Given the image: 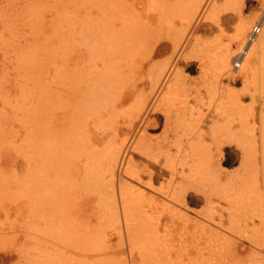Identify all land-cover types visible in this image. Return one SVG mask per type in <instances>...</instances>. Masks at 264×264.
Listing matches in <instances>:
<instances>
[{"label": "rangeland", "instance_id": "rangeland-1", "mask_svg": "<svg viewBox=\"0 0 264 264\" xmlns=\"http://www.w3.org/2000/svg\"><path fill=\"white\" fill-rule=\"evenodd\" d=\"M144 1L146 4L144 6L139 4L136 7V13H134V10L127 5L122 7L121 4H103V1L99 0H0V8L2 7V11L0 10V30H2V33H4V30L6 32L5 35L2 34L0 36V128H6L9 131L4 136L7 143L4 145V150L9 152V156L0 164V168H3L5 173L2 174L0 172V175L2 177L7 175V177H10L11 174L14 175V171L16 170V175L19 179L21 177L22 180L29 164L22 158V155L15 153L13 146L18 147L17 145L21 144V138L24 137L22 128H26V126L23 125L25 119L22 116L26 113L25 107L33 101H38V99L41 102L45 100L42 96L36 99L35 95L43 79L32 76H29V79L22 77L27 67L24 66V63L19 64L16 62L17 55L24 46V39L26 37L32 41L33 38L35 39L34 45L30 49L33 51L39 48L40 56L37 57V60L41 61L43 67H48L45 70L41 69L40 74L44 77L45 73L51 74L50 80L52 81V77H55V74L62 69L63 59L66 58V55L75 54L78 56L84 50L81 38L80 43L77 33L79 27L83 26H79L82 20H87L86 23L95 22L100 18L112 20L111 14L115 10L120 11L125 19H138L135 23H138L142 34L139 41L134 44V49L129 50L131 45L128 47L119 46L114 48L113 51L112 49L109 51L107 49L106 56H108L107 60L110 61L115 71L122 73V82L125 85L139 83V93L131 97V99L118 107L114 112L108 113L110 118L104 128H89L90 134L95 130L96 133L98 132L97 130L108 133V137L99 142L96 140V136L92 135L91 138L93 145L91 149L93 148L94 150L95 160L100 163L102 168L106 169L110 164L112 165V157L117 148L125 145L128 147L122 166L120 165L116 169L115 177L117 180L114 177L113 183L108 184L106 187H101L112 200L111 206H118V214H112L116 213L115 211H112V213L110 211L103 212L101 218L103 223L101 224L98 221V214L95 217V212L98 210L97 201L99 198L97 194L90 195L87 192L88 190H85V188H88V183H86L88 180L84 173V146L88 147L89 143L87 141L81 143L77 154L73 155L75 156L73 160L78 159L80 161H78V164L73 163L71 171L65 178L66 187L71 190H78L77 192L80 196L79 203L81 202L78 207L82 211L79 216V220L82 221L81 224L87 222L89 219V223H92L96 227L95 229L98 228L97 232L100 230L99 239L103 237V239L108 241L106 244L109 245L107 247H109L110 250H108L111 252L109 257L114 256L116 259L119 258L117 262L120 264H139L142 256L147 253L145 242H136L135 237L131 240L132 236H127V233L123 232L124 228L122 225L120 226V224H124V219L121 215V196L124 197L126 202V212L133 215V223H156L157 218L163 212V216L159 219V223L162 224V232L165 226L171 224L169 222V213L163 211V209L172 208L183 216H186L185 213H187L189 219H193L194 221H202L200 213L205 212L207 209L206 201L202 194L205 189V182L200 179L196 183L190 170L178 159L177 156L179 154L183 158L182 152H179L178 148L179 145L182 147L188 143H195L197 135L198 140L200 139L203 145L214 147L219 129L222 128L219 112L222 108L223 97L228 93L227 90L230 89L242 94L247 81L245 82L244 76L239 71H236V74L230 71L229 75H232L231 78L224 77L220 72L213 74L206 67H203L205 65L195 55L198 52H204L210 57H219L220 61L235 65V69L244 65L253 71L261 65L258 64L260 63V58L258 59L254 53L262 49L261 42L264 41V28H262L254 43L251 44L252 47H249L244 56L238 57L237 54L245 44L247 34L252 31L255 24L259 21L261 13H264V0H237L235 3H229L230 7L225 4V0H214L211 5L202 4L201 7L203 9L200 15H198V12L192 14V8L195 5L190 4L189 0H162L165 11L159 10L156 5H153L152 1ZM5 6L6 10H4L6 12L3 10ZM150 7L154 11H151ZM188 13L191 15L190 20L185 17ZM27 17H30L33 21L31 24L32 29L27 27ZM113 17L115 20L117 19L116 22L119 21L118 13H114ZM58 18H69L71 22L78 23L77 30L67 32L69 29L67 28V25H69L67 23H64L62 28L56 26ZM165 19H168V21L166 22ZM5 20L11 21L13 27H17V29H13L10 25V31L9 26H5L3 22ZM13 30L17 32L15 33ZM55 30H58L57 37L54 39L53 46L49 49L46 39ZM62 31L65 33H62ZM9 33H15L19 40L15 39V37H12L14 43L11 41L12 39L10 41L7 40ZM16 41H19L18 44ZM98 59L99 57H97ZM140 60L145 64V69L142 73L134 69ZM69 62L71 64L70 68H73L74 64L71 63V60ZM222 63L223 66H227L224 62ZM261 63H264V60ZM150 66H154V69L160 72L161 76L158 81V87L154 90L156 94L148 100L152 87L155 85L153 77L150 76L151 74L148 75L147 68ZM85 67L88 70V65H85ZM251 77H254V74ZM254 78L252 81L249 80L247 84L248 91L250 90L247 94L248 96H243L241 100L242 109L244 108L247 112L250 111L251 113L250 115L249 112L246 113L243 109L244 113H246V118H248V128H257V126L260 128V111L262 104H264V70H259V73ZM56 81H63V79L60 77ZM23 84L26 86H23ZM35 84L36 86H34ZM171 84H175L176 86V94L174 96L166 94L168 86ZM57 86L61 91L68 90L63 84H57ZM20 87L27 90L23 96L21 95L22 98L19 97ZM141 90L144 91V95L141 94ZM28 93L30 95L25 96ZM23 97L27 99L23 100ZM63 99L67 100L68 97ZM142 100L145 102L143 113L140 111ZM67 102V104L63 105L62 110L58 109L59 106H54V109L59 110V112L55 113L56 116H61L64 113H67V118L70 116L69 110L72 105L71 101ZM36 104L37 102L34 105ZM152 109L165 111L168 115L165 117L164 112H153ZM43 112H45L44 109ZM40 113L42 114L41 111ZM139 113H142L140 117L141 121L146 119L145 122L143 125L138 123L137 128H133V131H130L129 135L126 134L127 129L122 126L123 122L128 121ZM145 114L148 116L145 117ZM105 117H107V113ZM196 118L197 120H195ZM114 120H117L118 124H121L119 129L121 128L122 132L120 130L117 134L113 132ZM66 122L68 120H64L62 125L66 124ZM139 125L141 126L139 127ZM195 132H197V135ZM256 137L258 143H260V137ZM132 146L139 147V152L132 151ZM225 155L230 163H224L225 168L223 170H226L225 172L228 173L237 171L241 165V151L236 149L235 146H230L226 148ZM12 158L14 160H11ZM232 161L233 163L231 164ZM126 168L129 171L135 170L141 172L143 184L140 185L127 177L125 173L123 174ZM38 169L43 172V169L37 168V171ZM109 178L107 177L105 181H108ZM15 179L13 178V182L12 180L7 181L8 179H5L9 183L6 186L8 190L2 191L0 189V198H2L0 199L2 202H0V237L3 238L5 235L4 241L2 240L0 243V264H35L36 255H39L42 251L37 248L49 246L52 252L53 249L60 248V246L54 247L55 245L52 246L50 242V245L45 244V237L48 238L44 233L42 234V228L45 226V216L41 218L42 212H32L30 208L31 204L29 202L34 199L37 206L41 207L43 205L41 208L45 212V192H39L42 188L41 179L35 178L33 183L36 186L27 185L28 188H25L27 191L25 192L24 189L22 192L20 191L21 193L19 189L17 190L18 186H20V181ZM150 179L152 188H148L144 184ZM118 181H127L134 188H137L134 193L133 203H131L130 193L119 194ZM92 186L93 190L97 187L100 189V185L97 183L92 184ZM192 186L196 187L197 190L193 189ZM36 187L38 190H36ZM14 190L18 192L16 193ZM32 190L35 196L32 194ZM138 191H143L144 195H137ZM36 192L38 193L36 194ZM20 194H23L25 197ZM183 194H186V205L179 204V196L181 198ZM30 196L34 197L30 198ZM41 196L43 197L41 198ZM39 198H41V201ZM21 200H23L22 204ZM214 201L222 207L226 205L216 198ZM105 202L103 201L102 204ZM102 209H104V206ZM28 213H34L35 215L32 214L30 216ZM188 217L186 216L187 220ZM120 227L121 230L123 229L122 231H119ZM118 232H122L123 237L119 236ZM171 235L173 240H178V235L173 233ZM116 239L118 240L116 241ZM175 241L174 245H177L178 243L176 244ZM69 243L70 247L67 250L70 249L71 251L72 248L76 253H80L81 246L78 249L79 243L75 240ZM74 244L77 245V248ZM123 244L125 245L123 246ZM128 248L130 250L131 248H135L131 250L134 253H131ZM61 249L64 248L61 247ZM37 250L40 252L38 253ZM139 250L142 251L139 252ZM8 253H10L9 258L5 256ZM69 254L68 252L65 255L63 254L64 257L62 256V258L72 257ZM75 257L81 259L80 256ZM110 262H113V264L117 263L115 260L107 261L108 264ZM100 263L105 264L106 262H95V264Z\"/></svg>", "mask_w": 264, "mask_h": 264}, {"label": "bare ground", "instance_id": "bare-ground-1", "mask_svg": "<svg viewBox=\"0 0 264 264\" xmlns=\"http://www.w3.org/2000/svg\"><path fill=\"white\" fill-rule=\"evenodd\" d=\"M99 1H103V4H121L122 7L127 5L134 10V13H136V7H138L139 4H142V6L146 4L144 0ZM147 1H152L153 5H156L159 10L165 11L162 0ZM189 1L190 4L195 5L192 8V14L198 12V15H200L203 9L201 7L203 3L211 5L214 2V0ZM235 1L237 0H225L224 2L228 5L231 2L235 3ZM1 9L2 7L0 10ZM4 9L6 10V6L3 10ZM151 9V11H154L153 8ZM169 10H171V8H169ZM4 11L3 13L6 12ZM87 13H89V11H87ZM114 13H118V22H116L117 19L115 20L113 17ZM113 14H111L112 20L108 18H100L95 22L86 23L87 20H82L80 22L79 26H83L79 27L77 33L79 36V42L81 38L84 50H82V54H79L78 56L75 54L66 55V58L63 59L64 63L62 69L55 74V77H52V81L50 80L51 74L48 75V73H45V77L40 74L41 69L45 70L48 67H43L41 61L37 60V57L40 56L39 48H36L33 51L30 49L34 45V38L32 41L30 38L26 37L24 39V46L17 55L16 62L19 64L24 63V66L27 67V70L25 69L26 71L22 77L28 78L29 76H32L43 79L44 83L42 82V84L37 88L39 90H37L35 95L36 99L39 96H42L45 100L41 102L40 99H38V101H33L25 107L26 113L22 116V118L25 119L23 125L26 126V128H22L24 131V137L21 138V144H18V147L13 146L15 153L22 155V158H24L26 163L29 164L26 169L27 172L25 170L26 174L24 179L22 180L21 177L19 179L16 175V170L14 169V175L11 174L12 177H7L8 175L2 177L0 175V189L2 191L5 189L8 190V187L6 186L9 183L6 182L5 179H8L7 181L12 180V182L14 181L13 178H16L17 181L19 180L20 186L17 188V190L19 189V192L28 188L27 185H35L33 183L35 178L41 179L42 188L39 192H45V212H43L41 208L43 205L41 207H39V205L37 206L34 199L29 202L31 204L30 208L32 212H42V216L40 215L41 218H44L45 216V226L42 228V234L44 233L45 236H48V238L45 237V244L47 245L50 242L52 246L55 245L54 247H56L58 245L60 248L53 249L52 252L49 246L37 248L42 251L40 252L37 250V252L40 253L35 257V264H95L97 261L106 262L105 264H108L107 261H119V258L116 259L114 256L109 257L111 252L109 251V247H107L109 245L106 244L108 241L103 239V237L102 239H99L101 232L100 230L97 232L98 228L95 229L96 227H94L92 223H89V219L87 222L81 224L82 221L79 220V216L82 211H80L78 207L81 203H79L80 196L78 195V190H71L65 185V178L71 171L73 163L78 164V161H80L78 159L73 160V157H75L73 155L77 154L79 145L87 141L89 143L88 147L84 146V173L86 179L88 180L86 181V183H88V188H85V190H88L87 192L90 193V195L97 194L99 198L97 201L98 210L95 212V217H97L96 214H98L99 220H97L99 221V224H101L103 223L101 221L103 212L110 211L112 213V211H115L116 213L112 214H118V206H111L112 200L106 195L101 187H106L108 184L114 182L116 169L120 165L122 166L128 147L125 145L117 148L112 157V165L110 164L106 169L102 168L100 163L95 160V153H93L94 150L93 148L91 149L93 146L91 138L92 135H94L97 137L96 140L99 142L105 140L108 137V133L101 130H97L98 132L96 133L95 130L92 134H90L89 128H104L110 118L108 113L112 111L114 112L118 107L131 99V97L139 93V83L125 85L122 82V73L115 71V69L111 66L110 61L107 60L108 56H106V52L107 49L108 51L111 49L113 51L116 47H128L130 45L129 50H133L135 46L134 44L139 41L142 32L140 31L138 23H135L138 19H125L123 14H121L118 10H115ZM185 17L190 20V13H188ZM165 21L167 22L168 19H165ZM3 22L5 26L8 25L9 28L11 26L13 27V23H11V21L5 20ZM27 23V27L32 29L31 24L33 21L30 17H27ZM64 23L69 24L67 25V28H69L67 32L77 30L78 23L75 24L71 22L69 18H58L56 26L62 28ZM258 23L261 26L260 30L264 28V13H261ZM13 29H17V27H13ZM9 30L11 31V28ZM5 33V30L4 33L0 30V36L2 34L5 35ZM12 33L8 34L9 38H7V40L10 41L12 37L17 39L15 33ZM57 33L58 30H55L47 37L46 41H48L49 49L53 46ZM62 33L65 32L62 31ZM248 35L249 33L247 36ZM13 40L14 39L11 41ZM17 40H19V38ZM18 42L16 41L17 44ZM261 46L262 49L253 53L258 59L260 58V63L258 64H261L262 66L260 65L253 71L249 70L244 65L235 69V65L227 64L222 60L220 61L218 59L219 57H210L204 52H198L195 57L205 65L203 67H206L207 70H210L213 74L220 72L224 77L231 78L232 75H229L230 71H233L234 74H236V71H239L241 75L244 76L245 82L247 81L246 83L248 84L249 80L252 81L256 74L259 73V70H264V63H261V61L264 60V41L261 42ZM250 47L252 46L250 45ZM24 48L26 49L23 50ZM97 57H99L98 60ZM70 60L71 63L74 64L73 68H70ZM222 62H224L227 66H223ZM85 65H88V70H86ZM144 67L145 64H143L140 60L139 63L135 65L134 69L142 73L145 69ZM147 70L148 75L151 74L150 76H152L155 81V85L152 87L149 94V100L156 94V91L154 90L158 87V81L161 73L157 72L154 69V66H150ZM253 74L254 77H251ZM60 77L63 81L57 82L56 80ZM36 84L34 86H36ZM57 84L65 85L68 90L61 91ZM247 84H245L242 94L230 89L227 90L228 93H226L223 97L222 108L219 112L222 128L219 129L214 147L210 145L206 147V145H203L201 140H198L197 132H195L197 135L195 143H188L182 147L179 145L178 148L179 152H182L183 156L182 158L178 153V159H180L190 170L196 183L198 182L197 180L200 179L205 182V189L202 194L206 201L207 209L205 212L200 213L203 219L202 221L191 220L189 219L187 213H185L188 217L187 220L186 216L181 215L172 208H168L166 210L163 209V211L169 213V222H171V224L165 226L162 232V224L159 223V219L163 216V212H161L157 218L156 223H133V215L126 212V202L124 197L121 196V215L123 216L124 224H120V226L122 225L124 228L123 232L127 233V236H132V238H130L131 240L135 237L136 242L144 241L147 249L146 255L142 256L139 264H264V104H262L260 111V128H258V126L257 128H248V118H246V113H250V111L247 112L243 108L246 112L244 113L241 102L242 97L247 95L250 91H248ZM23 86L26 85L23 84ZM20 88L19 97H21V95L23 96L24 92L27 91L23 87ZM142 91L143 90H141V94L144 93V91ZM166 94H172V96L176 94L175 84L168 86ZM29 95L30 93L25 94V96ZM67 97V100L63 99ZM23 98V100L27 99H25V97ZM67 101H71L72 105L69 110L71 113L70 116L67 118V113H64L61 116H56L55 113L62 110L63 105L68 103ZM36 102L37 104L34 105ZM144 105L145 102L142 100L140 106V111L142 113L144 111ZM54 106H59V110L54 109ZM43 109L45 112H43ZM152 111L164 112L165 117L168 115L167 112L162 110L152 109ZM106 113L107 117H105ZM142 113H139L138 115L131 117L128 121L123 122L122 126L127 129L126 134L129 135L130 131H133V128H137L138 123L143 125L146 120L145 117L148 115L145 114V120L141 121L140 117ZM64 120H68V122L62 125ZM195 120H197V118ZM113 123H115L113 132H116L117 134L119 130H122L121 128L119 129L121 124H118L117 120H114ZM151 125L153 124L151 123ZM140 126L141 125H139V127ZM8 132L9 131L6 128H0V164L9 156V152L4 150V145L7 144L4 136H6ZM256 136L260 137V143H258ZM230 146H235L236 149L240 150L242 153L241 165L237 171L232 173H228L225 172L226 170H223L225 168L224 163H230L225 155L226 148ZM132 151L139 152V147L132 146ZM11 160L14 159L12 158ZM232 163L233 161L231 164ZM37 168L43 169V172H41L40 169L37 171ZM3 170V168H0V172L5 174ZM124 173L131 180L136 181L140 185L143 184L141 172L135 170L129 171L126 168L123 171V174ZM107 177L110 178L108 181H105ZM30 181H32V183H30ZM95 183L100 185V189L97 187L93 190L92 184ZM144 184L146 187L152 188L151 179ZM117 186L119 188L118 191L120 195L124 193L131 194L129 196L132 200L131 203H133L134 193L137 188H134L133 185L127 181H121L117 184ZM193 189L197 190L196 187H193ZM36 190H38L37 187ZM26 191L27 190L25 189V192ZM14 192L16 191L14 190ZM37 193L38 192H36V194ZM32 194L35 196L34 192ZM136 194L141 196L144 195V192L138 191ZM33 197L30 196V198ZM42 197L43 196H41V198ZM41 198H39L40 201ZM215 198L224 202L226 205L223 207L219 204L217 205L215 203L216 201H214ZM23 200L25 201V199ZM23 200H21V204L23 203ZM103 201L106 202L102 204ZM179 204L186 205V194H183L181 198L179 196ZM103 206L104 209H102ZM32 214L34 213L29 215L31 216ZM99 224L98 226L100 227ZM102 227L103 226H101V228ZM122 230L120 227L119 231ZM118 233L119 236H122V232ZM171 233L178 235L177 241L173 240ZM4 237L5 235L3 238ZM3 238L0 237V243ZM74 240L79 243L78 249L81 246V250L85 253L81 250L80 253H76L72 248L71 251L70 249L67 250L70 247L69 242ZM117 240L118 239H116V241ZM171 241H173V243H171ZM174 241L178 244L174 245ZM134 244L136 243L134 242ZM124 245L125 244H123V246ZM75 246L77 248V245ZM61 247L65 250L61 249ZM134 249L131 248V250ZM140 251L142 250H139V252ZM67 252L70 253L69 255H72V257L68 256L65 257L66 259H63V254L65 255ZM131 253L134 252L131 251ZM5 256L9 258L10 253L5 254ZM75 256H80L81 259H77ZM91 259L93 262H91ZM32 262L34 263V261ZM110 264H113V262H110Z\"/></svg>", "mask_w": 264, "mask_h": 264}, {"label": "built area", "instance_id": "built-area-1", "mask_svg": "<svg viewBox=\"0 0 264 264\" xmlns=\"http://www.w3.org/2000/svg\"><path fill=\"white\" fill-rule=\"evenodd\" d=\"M260 25L257 22L255 24V26L253 27L252 31L249 32V35L246 38V42L245 44L242 46V48L240 49V51L238 52V57L244 56L246 54V52L249 50V47L252 43H254V41L256 40V37L258 35V33L260 32Z\"/></svg>", "mask_w": 264, "mask_h": 264}]
</instances>
